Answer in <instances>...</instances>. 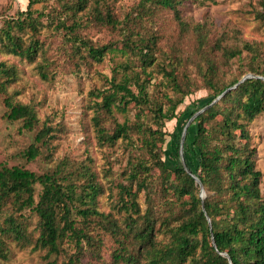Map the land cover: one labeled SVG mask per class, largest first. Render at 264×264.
<instances>
[{"label": "trees", "instance_id": "1", "mask_svg": "<svg viewBox=\"0 0 264 264\" xmlns=\"http://www.w3.org/2000/svg\"><path fill=\"white\" fill-rule=\"evenodd\" d=\"M46 1L29 0L25 11L5 22L0 30L1 53L36 61L42 51L39 29L46 15L33 7ZM147 1L173 11L179 19L180 0H146L145 3ZM87 4L88 0H77L66 4L65 10L74 19ZM103 7L97 0L93 7L95 20L116 28L118 22L108 11L104 14ZM57 25L72 35L75 51L80 53L84 49L86 57L93 62H102L105 55L114 50L133 56L131 63L119 66L123 72L119 80L113 76L109 88L93 92L96 98L93 109L97 114L93 122L101 146H114L123 139L136 147L138 141V148L146 152L148 158L144 155L128 162L127 184L120 186L118 209L125 213L121 222L97 209L96 199L103 189L88 165L74 173L62 164L39 175L24 167L1 164L0 264L8 259L6 239L21 245L33 244L34 248L46 252L47 260L64 255L66 264H82L84 255L97 253L99 249V240L92 235L98 228L119 242L112 264H186L188 261L195 264H264L262 173L256 168V148L252 146L249 129L264 113V68L260 67L257 52L247 45L246 48L253 52L250 63L238 77L221 86L215 81L218 75L215 62L205 59L203 77L211 92L192 102L194 110L190 119L237 85L247 73L260 78H248L227 91L190 123V127L194 126V135L190 142L185 135L183 159L201 182L206 193V197L201 198V185L187 173L184 165L175 163L171 167L164 159L169 136L165 131L166 122L181 120L187 110H177L194 93L189 78L180 77L182 57L174 55L167 61L158 60V36H137L133 29L123 24L119 27L123 31L119 48L95 46L78 38L76 20L70 25L61 20ZM181 26L187 30L191 27L182 21ZM205 27L202 24L192 26L201 48L206 46L208 39ZM217 49L228 59L241 56V51L235 48L219 46ZM157 68L166 77L165 85L173 93L172 96L165 93L161 102L153 100L149 93ZM41 75L47 79L44 72ZM18 78L16 66L0 61V96L7 109L4 119L10 123L22 122V128L30 132L38 129L34 142L19 155L31 163L42 155L43 148L50 147L55 128L47 123L40 126L35 109L16 102L9 94V86ZM132 104L139 109L135 122H116L111 131L103 126V119L113 116L115 109L126 111ZM146 110L150 124L142 120ZM180 145L176 146L175 157L181 156ZM155 180L160 183L161 190L172 195L162 207L163 211H156L151 205ZM37 185L41 186L39 194L36 193ZM140 192L146 194L149 204L144 211L137 201ZM6 211L10 213L2 218ZM27 211L29 215L25 214ZM32 216L37 218L39 234L36 238L28 232Z\"/></svg>", "mask_w": 264, "mask_h": 264}, {"label": "rangeland", "instance_id": "2", "mask_svg": "<svg viewBox=\"0 0 264 264\" xmlns=\"http://www.w3.org/2000/svg\"><path fill=\"white\" fill-rule=\"evenodd\" d=\"M75 1L77 2L47 0L33 7L46 15L42 19L38 35L42 51L35 62L0 52V61L16 66L18 70L19 78L9 86V94L16 102L31 105L35 109L40 126L47 123L55 128L50 147L43 148L42 155L34 162H27L19 155L34 142L38 129L30 132L22 128V122L10 123L5 120L3 116L7 109L3 97L0 96V165L24 167L39 175L62 164L74 173L81 171L83 165H88L103 189V193L96 199L97 209L121 222L125 213L118 209L121 200L120 186L127 184L125 173L128 162L144 155L148 158V155L138 148V141L136 147L123 139L114 146H101L98 143L93 122V118L97 116L93 109L96 102L93 92L109 88V81L113 76L119 80L123 73L119 66L131 63L133 56L114 50L108 52L102 62H93L86 57L84 49L80 53L75 51L72 35L60 29L58 22L66 20L67 25H70L76 20L78 38L95 46L114 45L118 48L123 41V31L119 29L123 24L133 29L137 36H158V60L167 61L174 55L182 57L180 77L189 78L194 93L187 97L177 110H187L181 120H172L165 125L169 136L164 159L172 167L175 163L183 164L182 157H175L174 154L176 146L181 144L184 127L194 110L192 102L206 97L211 92L203 77L205 59L210 58L215 62L218 68L215 81L219 86L229 83L246 69L253 56V52L246 48L247 45L257 52L260 67L264 68V0H180L179 19L173 11L149 1L145 3L146 0H98L105 8L104 14L108 11L118 22L116 28L95 20L93 7L97 0H88L87 8L73 19L65 7ZM28 3L29 0H0V30L5 26V22L18 12L25 11ZM181 21L191 25L189 30L181 26ZM195 24L206 26L204 34H208V39L204 48L199 46L197 35L192 29ZM24 37L27 38L28 34ZM219 46L240 50V58H226L224 52L217 49ZM41 72L47 75V79L42 78ZM154 81L149 88L153 100L161 102L164 101L165 93L173 95L170 87L165 85L166 77L158 68ZM133 90H136L135 87ZM138 111L133 104L128 106L126 111L115 109L113 116H106L102 124L111 131L116 122H135ZM148 114L146 110L142 120L150 124ZM189 127L190 125L186 136L190 142L194 135V126ZM249 129L252 146L256 148V168L262 173L260 189L264 196V113L254 120ZM132 138L136 140L137 136L133 134ZM156 172L157 170L155 174ZM81 181L83 182V179ZM161 189L160 183L155 180L151 205L156 211H163L162 207L172 199L170 192ZM40 192L41 186L37 185L36 193ZM205 197L206 193L203 198ZM137 201L142 211L149 205L144 192L139 193ZM9 213L10 211H6L2 218ZM25 214L29 215L30 211ZM36 228L37 218L32 216L28 232H32L33 238L39 234ZM92 235L99 240V249L97 253L88 252L84 255L82 264H112V256L119 249V242L99 228L94 229ZM5 242L8 259L3 264H66L64 255L52 256L47 260L46 252L34 248L33 244L21 245L12 239H6ZM186 264L195 263L188 261Z\"/></svg>", "mask_w": 264, "mask_h": 264}, {"label": "water", "instance_id": "3", "mask_svg": "<svg viewBox=\"0 0 264 264\" xmlns=\"http://www.w3.org/2000/svg\"><path fill=\"white\" fill-rule=\"evenodd\" d=\"M252 77H253V78H254V77H256V78H260V77L255 76V75H246V76H244V77L240 80V82H239L237 85L233 86L232 88L227 89V90H226L221 96H219L215 101H213V103H215V102H217L219 99H221V97H222L227 91L236 88L239 84L243 83L246 79H248V78H252ZM213 103H212V104H213ZM212 104H210L209 106H211ZM209 106H207V107H209ZM207 107H205V108L201 109L199 112H197V113H196V114H195V115L189 120V122L186 124V126L184 127V130H183V134H182V138H181V145H180V154H181V156H182L183 165H184V167L186 168L187 173H189L190 175H192V177L195 179V181L198 182L200 185H201V182H200L199 178L193 174V172L187 167L186 163L184 162V159H183V148H184L185 135H186V132H187V128H188V126L190 125L191 121H192V120H193L198 114H200V113H202L203 111H205V109H206ZM201 187H202V185H201ZM204 193H205V192H204V189H203V187H202L201 195H200L201 198H203Z\"/></svg>", "mask_w": 264, "mask_h": 264}]
</instances>
